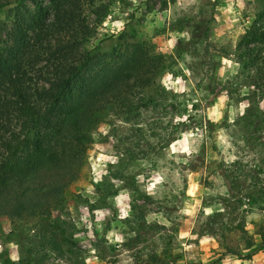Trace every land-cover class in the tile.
<instances>
[{
  "label": "rangeland",
  "instance_id": "rangeland-1",
  "mask_svg": "<svg viewBox=\"0 0 264 264\" xmlns=\"http://www.w3.org/2000/svg\"><path fill=\"white\" fill-rule=\"evenodd\" d=\"M14 6L0 10V21L10 23ZM257 9L256 0H114L83 50L111 61L138 42L165 56L168 69L143 93L152 103L101 116L86 164L66 192L69 217L0 221V264H132L137 251L163 247L180 256L178 264H209L218 244L203 223L223 211L259 242L264 211L250 209L243 197L253 188L232 189L228 172L237 161L250 176L264 171V145L233 138L228 126L244 105L210 93L211 74L223 80L238 72L235 47ZM258 111L264 114V101ZM118 172L124 178H114ZM110 184L116 195L108 196ZM239 196L245 204L237 210ZM55 218L66 221L64 234ZM227 244L240 255L215 264H264V249L245 257L237 231Z\"/></svg>",
  "mask_w": 264,
  "mask_h": 264
},
{
  "label": "trees",
  "instance_id": "trees-1",
  "mask_svg": "<svg viewBox=\"0 0 264 264\" xmlns=\"http://www.w3.org/2000/svg\"><path fill=\"white\" fill-rule=\"evenodd\" d=\"M113 1L0 0V10L15 5L8 9L10 23L0 21V221L24 217L50 221L54 213L69 217L66 192L86 164L101 116L153 102L143 93L168 69L165 56L151 54L138 42L126 45L111 61L83 50ZM256 2L254 18L235 47L238 72L223 80L211 74L210 93L244 105L245 112L228 127L234 129L236 140L260 147L264 145V114L258 111L264 101V0ZM234 164L228 172L231 188L241 193V184L247 183L253 190L243 198L250 209L264 211V171L250 176L238 161ZM114 178L124 177L118 172ZM111 191L108 196L117 194ZM136 198L150 199L140 194ZM234 201L237 210L245 204L242 196ZM53 222L64 234L66 221ZM231 224L224 211L205 216L202 231L211 233L218 244L213 249L217 258L209 264L240 255L238 248L227 244L233 231L249 251L245 257L264 249V224L257 226V243L243 220ZM128 241L129 247L134 240ZM179 259L163 247L160 252L137 251L132 264H178Z\"/></svg>",
  "mask_w": 264,
  "mask_h": 264
}]
</instances>
